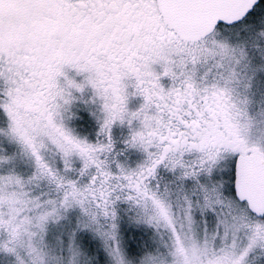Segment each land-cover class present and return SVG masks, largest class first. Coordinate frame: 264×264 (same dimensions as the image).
<instances>
[{
  "label": "snow or ice",
  "instance_id": "6c2138e0",
  "mask_svg": "<svg viewBox=\"0 0 264 264\" xmlns=\"http://www.w3.org/2000/svg\"><path fill=\"white\" fill-rule=\"evenodd\" d=\"M0 264H264V0H0Z\"/></svg>",
  "mask_w": 264,
  "mask_h": 264
}]
</instances>
